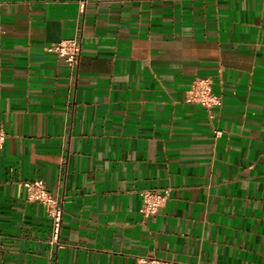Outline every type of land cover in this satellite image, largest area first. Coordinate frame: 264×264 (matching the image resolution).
I'll use <instances>...</instances> for the list:
<instances>
[{
	"label": "crops",
	"instance_id": "1",
	"mask_svg": "<svg viewBox=\"0 0 264 264\" xmlns=\"http://www.w3.org/2000/svg\"><path fill=\"white\" fill-rule=\"evenodd\" d=\"M0 129V264H264V0H0Z\"/></svg>",
	"mask_w": 264,
	"mask_h": 264
},
{
	"label": "built area",
	"instance_id": "2",
	"mask_svg": "<svg viewBox=\"0 0 264 264\" xmlns=\"http://www.w3.org/2000/svg\"><path fill=\"white\" fill-rule=\"evenodd\" d=\"M81 7V6H80ZM78 36L74 40L61 41L55 45L47 47V51L55 54L57 57L63 59L67 68L74 72L79 61L80 56V42ZM184 101L189 104H196L207 111L219 108L222 104L221 97L212 91L211 81L209 79L195 78L192 80L189 90L187 91ZM216 135L219 133L215 132ZM6 135L0 129V149H2L5 142ZM23 187L26 192V199L30 202H36L48 208V214L51 219V234L49 245L52 249H57L59 245V235L61 230L62 208L58 200L50 195L42 180H34L24 182ZM141 207L140 214L142 217L149 218L158 213L168 197L169 190L161 191H144L140 193ZM138 264H171L167 261L158 259L156 257H138Z\"/></svg>",
	"mask_w": 264,
	"mask_h": 264
}]
</instances>
